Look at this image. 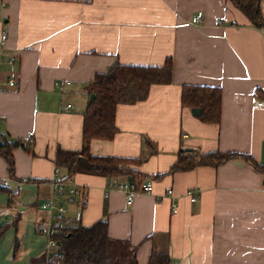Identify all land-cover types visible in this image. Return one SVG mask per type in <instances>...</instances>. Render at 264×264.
Here are the masks:
<instances>
[{
    "label": "crops",
    "instance_id": "crops-1",
    "mask_svg": "<svg viewBox=\"0 0 264 264\" xmlns=\"http://www.w3.org/2000/svg\"><path fill=\"white\" fill-rule=\"evenodd\" d=\"M260 10L264 19V0ZM2 33L0 143L7 136L32 152L12 151V177L0 156V180L8 183L0 226L10 225L0 264H34L45 253L55 215L42 209L46 203L65 208L62 230L106 220L108 257L121 264H148L154 250L171 264H264V106L255 104L264 100V30L229 0H0ZM167 58L171 83L118 105L113 139L89 143L94 155L140 158L146 177L162 174L152 193L128 202L124 192L107 190L110 178L83 173L70 177L80 194L55 193L56 151L84 145L94 77L117 63L162 66ZM183 85L221 90L219 123L181 106ZM181 150L238 152L260 169L235 158L166 174Z\"/></svg>",
    "mask_w": 264,
    "mask_h": 264
},
{
    "label": "trees",
    "instance_id": "trees-1",
    "mask_svg": "<svg viewBox=\"0 0 264 264\" xmlns=\"http://www.w3.org/2000/svg\"><path fill=\"white\" fill-rule=\"evenodd\" d=\"M231 4L257 29L264 30V19L260 10L262 0H229ZM172 59L167 58L162 66H140L115 64L107 73L97 74L90 86L94 98L87 102L82 113V138L84 145L78 151L57 149L55 167L66 170V177L76 173L104 176L107 178L135 177L138 180L160 179L163 175L146 177L141 172L143 160L140 158L100 156L90 153L92 140H111L117 132L116 110L120 104L143 101L152 85H168L172 80ZM90 96V95H89ZM221 90L217 87L183 85L180 102L183 108L200 110L199 118L204 122L219 123ZM264 97V95H263ZM21 147L32 152L19 141L4 136L0 143V156L6 163L9 175L14 174L12 151ZM180 151L171 169L166 173L191 170L196 166H217L228 160L242 158L257 165L248 155L238 152H211L204 155ZM260 169V168H259ZM65 178H62L64 180ZM0 190L8 192L7 186ZM8 223L0 226V240L9 229ZM58 239L62 243V259L57 262L55 254L44 253L34 264H121L120 259L108 257L111 243L107 235V221L98 220L90 226H78L72 230L60 228ZM132 264H135L133 260ZM148 264H171L167 253L153 251Z\"/></svg>",
    "mask_w": 264,
    "mask_h": 264
},
{
    "label": "built area",
    "instance_id": "built-area-1",
    "mask_svg": "<svg viewBox=\"0 0 264 264\" xmlns=\"http://www.w3.org/2000/svg\"><path fill=\"white\" fill-rule=\"evenodd\" d=\"M2 5H5V3H2ZM200 20H198L199 22ZM7 36L5 33H2L0 37L1 45L4 44ZM11 63V61H10ZM8 84L10 86H14L15 82L13 80L9 81ZM258 106H264V101L257 102ZM70 105H67L66 108H69ZM30 136L32 133L29 134ZM55 180L52 181V189L55 193L58 195L62 194L65 191V188H70V193L72 195L80 194V190H78L75 187V184L73 183L71 178H65L62 180L60 178V169L58 167H55L53 170ZM6 181L0 180V185L7 186ZM107 190H120L124 192L126 195V200L128 202H131L133 196L136 193H144V194H151L153 190V183L151 180H121L120 178H112L110 181V184L107 187ZM172 191L168 190L166 191V197H171ZM187 196L190 199V202L194 203L197 200L198 192H188ZM85 199V198H84ZM84 201L81 202L83 204ZM42 209H49L54 210V221L50 224L48 227L45 237H46V245H45V253L46 254H55L57 262H59L62 259V243L58 239V234L60 230V223L64 218L65 208L62 205H53L51 203H46L41 206ZM175 204L172 205V211L175 213Z\"/></svg>",
    "mask_w": 264,
    "mask_h": 264
},
{
    "label": "water",
    "instance_id": "water-1",
    "mask_svg": "<svg viewBox=\"0 0 264 264\" xmlns=\"http://www.w3.org/2000/svg\"><path fill=\"white\" fill-rule=\"evenodd\" d=\"M94 98V94H90V99ZM191 113L193 116L198 117L200 115V110L197 108L191 109Z\"/></svg>",
    "mask_w": 264,
    "mask_h": 264
},
{
    "label": "rangeland",
    "instance_id": "rangeland-1",
    "mask_svg": "<svg viewBox=\"0 0 264 264\" xmlns=\"http://www.w3.org/2000/svg\"><path fill=\"white\" fill-rule=\"evenodd\" d=\"M259 101L263 102L264 100H257V101L255 102L256 106H258V105H257V102H259ZM259 107H261V106H259ZM120 179H121V178H120ZM63 230H64V229H63Z\"/></svg>",
    "mask_w": 264,
    "mask_h": 264
}]
</instances>
